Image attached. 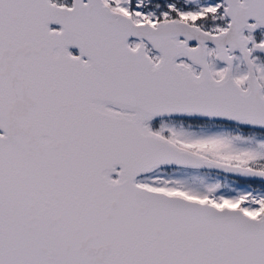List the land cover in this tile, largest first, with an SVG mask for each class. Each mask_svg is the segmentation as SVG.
I'll use <instances>...</instances> for the list:
<instances>
[{"label": "snow or ice", "instance_id": "1", "mask_svg": "<svg viewBox=\"0 0 264 264\" xmlns=\"http://www.w3.org/2000/svg\"><path fill=\"white\" fill-rule=\"evenodd\" d=\"M0 264H264V0H0Z\"/></svg>", "mask_w": 264, "mask_h": 264}]
</instances>
